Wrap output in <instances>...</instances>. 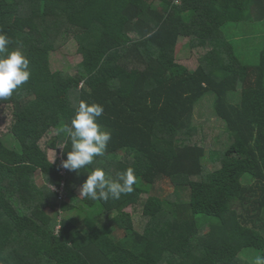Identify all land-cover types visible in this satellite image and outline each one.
I'll list each match as a JSON object with an SVG mask.
<instances>
[{
    "label": "trees",
    "instance_id": "obj_1",
    "mask_svg": "<svg viewBox=\"0 0 264 264\" xmlns=\"http://www.w3.org/2000/svg\"><path fill=\"white\" fill-rule=\"evenodd\" d=\"M262 21L264 0H0V32L31 70L0 99V121L9 109L18 143L0 136V264H250L242 250L264 255V52L243 64L222 30ZM182 38L194 69L176 59ZM73 41L74 74L51 70L50 54ZM207 94L224 128L215 136L194 124ZM81 101L103 105L97 122L111 140L77 173L61 162L71 150L63 128ZM48 150L60 157L51 162ZM96 167L113 178L132 167L138 181L119 200L81 196L95 215L116 213L113 230L86 216L82 233L61 216L72 207L60 191L69 198L71 181L79 187ZM165 181L186 200L162 198ZM136 204L141 233L125 211Z\"/></svg>",
    "mask_w": 264,
    "mask_h": 264
},
{
    "label": "rangeland",
    "instance_id": "obj_2",
    "mask_svg": "<svg viewBox=\"0 0 264 264\" xmlns=\"http://www.w3.org/2000/svg\"><path fill=\"white\" fill-rule=\"evenodd\" d=\"M169 1L170 0H160L161 3ZM157 4L159 5V1L154 2V6H156ZM222 30L226 38L233 44L236 54L243 64L256 65L257 63H259V56L264 52V21L252 22L247 24L229 23L226 24ZM192 55L193 53L188 46V40L185 38L180 39L176 48V59L178 60V62L184 66H187L189 69H194L196 67V59ZM79 61L80 56L77 54V46L74 41L64 44L56 52L51 53L49 57L51 70L69 72L71 74H74L75 66ZM236 94L238 96L240 95V93ZM209 95L210 94H207L202 100V106L198 107L195 110L194 124L203 126L204 129H209L210 134L215 136L218 135L220 131H223L224 128L223 123L216 119L213 111L211 110V107L209 106L210 102L209 98H207ZM210 97L212 102L213 97L211 95ZM3 115L4 116H2V119L0 121V136H2L6 146L18 149V143L10 134H8L11 123L10 110L5 109ZM52 135L53 133L51 135H48L42 142L43 148H45V145L48 146L50 137ZM224 140L225 139L223 135H221L219 143L225 142ZM217 148L222 149V146H219L218 144ZM47 155L51 162H55V160L60 157V154L54 150H48ZM122 155V153L118 154V158H120ZM206 162L208 163L209 161L207 160ZM247 178L248 176L245 177L246 181ZM36 182L37 184L41 183L40 173L36 174ZM70 184L71 186H74L71 189V191L73 192L69 195V198L65 197L63 191H60V196L63 197L64 201H66L68 205L72 207V209L68 210L66 213H62L61 216H66L73 222L78 223L82 233H86V230L84 229L81 220L86 216L99 217L97 218L99 221L104 222L105 224H108L110 226L109 221L112 219V217H114L116 213L112 212L103 215H95L94 212L88 207L84 206L83 202L81 201L78 187L79 182L75 183V180H72ZM156 192L162 198L172 195L175 200L180 202L186 200L187 198V192L184 187L174 188L168 181L160 183V185L156 187ZM141 198L145 199L146 195H142ZM141 209V204L130 205L125 209L126 212L131 214L135 230L140 233L144 229L145 225L142 218L143 216ZM47 213L51 217H55L54 212L49 210L47 211ZM202 218L203 217L201 216L196 217L197 221ZM111 229L113 230L114 228L112 227ZM256 257L257 252L252 249H244L239 253V258L243 261L248 260L250 264H255Z\"/></svg>",
    "mask_w": 264,
    "mask_h": 264
},
{
    "label": "clouds",
    "instance_id": "obj_3",
    "mask_svg": "<svg viewBox=\"0 0 264 264\" xmlns=\"http://www.w3.org/2000/svg\"><path fill=\"white\" fill-rule=\"evenodd\" d=\"M12 43L5 33L0 32V99L11 97L31 76L30 62L21 50L22 46L9 50ZM103 113L104 107L99 103H79L70 126L65 125L63 128L71 143V150L61 162L63 169L78 173L80 169L93 164L95 158L105 155L111 133L97 122ZM137 181L138 177L132 167L117 174L115 178L103 167H96L79 186V195L92 201L107 203L133 192ZM255 264H264V255H258Z\"/></svg>",
    "mask_w": 264,
    "mask_h": 264
},
{
    "label": "built area",
    "instance_id": "obj_4",
    "mask_svg": "<svg viewBox=\"0 0 264 264\" xmlns=\"http://www.w3.org/2000/svg\"><path fill=\"white\" fill-rule=\"evenodd\" d=\"M57 228H59V227L57 226ZM57 228H56V230H57Z\"/></svg>",
    "mask_w": 264,
    "mask_h": 264
}]
</instances>
